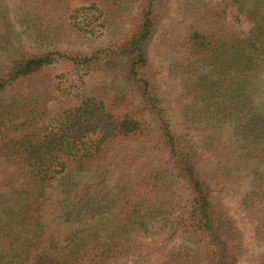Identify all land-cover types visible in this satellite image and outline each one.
Segmentation results:
<instances>
[{
  "label": "trees",
  "instance_id": "trees-1",
  "mask_svg": "<svg viewBox=\"0 0 264 264\" xmlns=\"http://www.w3.org/2000/svg\"><path fill=\"white\" fill-rule=\"evenodd\" d=\"M174 1L14 0L53 48L0 68V264H239L229 180L264 264V0H176L161 28ZM0 13L11 25L6 0ZM119 23L105 47H57ZM98 71L108 82L86 91ZM201 147L229 169L206 167Z\"/></svg>",
  "mask_w": 264,
  "mask_h": 264
},
{
  "label": "rangeland",
  "instance_id": "rangeland-1",
  "mask_svg": "<svg viewBox=\"0 0 264 264\" xmlns=\"http://www.w3.org/2000/svg\"><path fill=\"white\" fill-rule=\"evenodd\" d=\"M8 7H9V14H10V21L11 25L8 23L7 20L0 18V68L3 67L6 60L9 58H12L14 54L17 52L20 53L21 50H32V51H38V50H50L53 48V45H50L46 41H41L36 39L33 35L24 32L23 26L20 23L19 15L16 10V5L14 0H6ZM179 1H174L171 4V9L169 11V14L164 16V19L161 21L160 27H164L168 24L169 20L176 16V14L180 11V9L177 7ZM1 17V13H0ZM15 28L13 30L12 28ZM128 27L127 23L124 24H114L108 29H105L104 32L98 35H72L61 45H58L57 47L63 49V50H72V51H80V52H91L94 49L105 47L111 42H113L120 34L121 32L125 31ZM240 27L243 29L247 28V25L245 22H242L240 24ZM18 35V36H17ZM22 41L23 48H20L18 46V41ZM155 45L153 44L150 49V57L153 65V70L156 74V77L158 79L159 84L164 88V90H169L170 86H168L167 83V61L161 57L159 54H157L155 50ZM117 61L110 62L109 65L106 64V67L115 66ZM61 71L58 70L57 73H60ZM64 78L62 86L64 88H69V85L72 84L75 78H78L77 74L74 72H69L66 77ZM85 82V89L86 91L92 90L95 87L101 86L105 84V82H108V79L106 78L105 73H102L101 71H98L96 73H92L88 76L83 77ZM58 79H55L57 81ZM117 80V84L120 81ZM264 82V81H263ZM202 157L204 158V162L206 167L219 170L222 174L226 172V168L224 167L223 162H221V158L218 156H210L208 155L204 150L203 147L200 148ZM229 167L232 166L231 163H228ZM241 165V164H240ZM96 166L92 167L90 170L85 172L81 179L87 181L90 180L93 175L95 174ZM240 175L244 176V170L241 169L238 172ZM242 187L246 185L245 179H241ZM239 182V180L237 181ZM238 187V183L232 182L231 180L228 181V189L225 193H223V201L225 202V205L227 206L229 213L231 216L237 221L239 226L243 228L245 236H246V242L249 244L248 251L244 254V256L240 259L239 264H259V256L261 254L262 247H258L257 242L252 238V231L251 227L247 221V218L244 215V212L237 206L236 203V195L234 194L235 188ZM94 192H90L85 198H89L90 195H93ZM135 262V258H125L121 261L115 263V264H133Z\"/></svg>",
  "mask_w": 264,
  "mask_h": 264
}]
</instances>
